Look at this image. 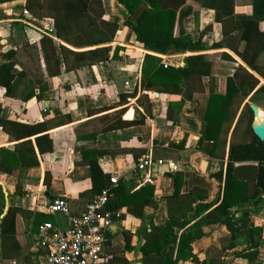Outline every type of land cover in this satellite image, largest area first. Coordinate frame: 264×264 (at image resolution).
Here are the masks:
<instances>
[{
    "label": "crops",
    "instance_id": "1",
    "mask_svg": "<svg viewBox=\"0 0 264 264\" xmlns=\"http://www.w3.org/2000/svg\"><path fill=\"white\" fill-rule=\"evenodd\" d=\"M50 1L40 2L46 4ZM164 1L167 5L179 2L178 14L182 9H188L185 31L192 36L194 44L203 46L197 53L210 54L214 59L212 76L202 78L203 90L195 92L196 102L186 100L176 122L168 117V113L176 116V110L170 109L169 105L180 102L183 95L142 87V68L149 50L126 25L130 14L118 0H91L89 11L96 18L95 28L99 27L102 32L106 27L112 36L108 43L93 44H75L56 35L57 28L64 26L66 7L70 4L81 6V2L53 0L55 15L43 13L40 16L27 9V0H0V66L9 61L3 53L12 51L16 64L14 74L24 73L16 96H8L0 85L1 117L27 125L51 120L47 123V133L55 147L52 151L40 153L35 136H32L40 163L21 168L14 174L0 172V223L3 221V228L12 223L9 210L18 209L16 233L3 237L0 264H43L45 251L38 242L40 225L49 222L61 231L70 228L67 216L47 213L45 207L54 198L65 197L72 214L79 215L84 211L94 198L91 195L93 179L89 159L95 155L103 173L109 179L115 176L119 182L122 180L126 192L134 193L144 186H155L154 203L143 205L129 199L130 206L119 209L122 217L113 223L107 245L115 264H143L142 245L150 236L152 227L164 224L169 217L170 201L166 198L174 194L175 185L167 173H183L182 193L200 187L212 197L215 182L209 181L207 175L227 164L230 146L260 140L251 127L254 119L251 104L264 112V18L259 20V30L252 34L244 27V19L256 20L255 0H234L233 11L222 12L223 21L216 18L213 0ZM104 21L117 25L115 32L112 27L105 26ZM51 28L55 33L50 32ZM179 31L180 26L176 24L174 34L177 36ZM45 36L51 37L56 47V55L50 56L51 66H48L42 50ZM61 45L74 51L105 45L122 48L115 60L67 71ZM193 53L158 55L162 57L163 65L179 68L185 66L186 57ZM225 54L235 60L236 67ZM229 78L234 82L230 90L235 96L228 109L236 115L223 123L220 138L227 140L225 150L219 148L217 155H211L212 142H201L205 125L194 108L196 104L205 108L209 97L214 95V100L219 101L218 107L224 110L223 97L228 93ZM120 120L135 121L136 124L104 130ZM94 133H97L95 139L92 137ZM16 135L0 126V148L12 149L23 141ZM181 144L185 147L178 148ZM97 150L105 152L98 154ZM146 153L163 161L157 167L152 184L143 183L141 177L130 174L133 165ZM256 164L246 161L235 165ZM243 170L239 171L240 176L248 174ZM251 182L253 193L256 185ZM251 201L241 203L242 208L235 207V216L237 219L246 218L258 227L259 231L253 235L260 242L255 260L264 264V201L258 204ZM245 210L248 214L244 213ZM177 212L181 213V210ZM200 229L203 234L192 243V253L188 252L176 264H195L193 254L205 260L231 242L230 229L218 221L217 216L203 221ZM244 239L246 237L235 239L234 247L219 252L221 264H251L247 258L238 256L240 252L250 251L248 247L243 250L247 245L242 242Z\"/></svg>",
    "mask_w": 264,
    "mask_h": 264
},
{
    "label": "trees",
    "instance_id": "2",
    "mask_svg": "<svg viewBox=\"0 0 264 264\" xmlns=\"http://www.w3.org/2000/svg\"><path fill=\"white\" fill-rule=\"evenodd\" d=\"M40 1L27 0V9L35 14H40V16L43 13L54 16L53 0L46 4ZM74 1L81 2L82 5L76 7L70 4L66 7L65 24L63 23V27L57 28L56 35L67 42L75 44L110 42L112 36H109L106 27L102 29V32L99 27L95 28L97 25L96 18L89 11L91 0H71V2ZM118 1L127 8L130 14L126 25L134 30L138 41L143 43L145 48L149 50L145 55L142 68V87L158 92H177L183 95L180 102H172L169 105L170 109L176 110V116L172 117L168 113V117L176 122L184 102L186 100L196 102L194 94L203 90L202 78L204 76H212L214 59L210 54L197 53V51L202 50L203 46L199 43L194 44L192 36L185 31L184 22L188 9L184 8L178 14L179 2L175 5H167L164 0ZM212 6L216 9L217 20L223 21L225 17L222 16V12L226 10L233 11L234 0H213ZM254 13L257 16L255 21L244 19L245 31L249 29L250 34L254 30H259V20L264 18V0L254 1ZM104 23L105 26L112 27L113 32H115L117 25L105 21ZM176 24L180 26L177 36L174 34ZM57 25L60 26L58 22ZM101 33L102 37H100ZM96 35L97 38H95ZM61 48L67 71H72L115 60L119 58L122 47L105 45L83 51H74L64 45H61ZM42 50L48 66H51L50 56L56 55V47L51 37H43ZM187 51L194 53L187 56L185 66L179 68L163 65L162 57L158 55L185 53ZM225 55L231 60L233 67H236L237 63L235 60L230 55ZM3 56L8 58L9 61L0 66V85L6 89L8 96H16L17 87L22 82L24 73L14 74L13 72L16 66L14 52L8 51L3 53ZM241 56L244 57V54L241 53ZM233 84V80L229 78L228 93L223 97L225 100L224 110L221 106L220 108L218 107L219 101L214 100L216 98L214 95L209 97L205 108L199 107L198 104L194 108L195 114L205 125L201 142H212L211 155H217V150L219 148L225 150L227 145V140L222 141L220 134L223 132V123L234 119L236 115V113L228 109L235 96L230 90ZM69 119L70 117L68 116ZM47 123H51V120L45 119L32 125L22 124L17 121L3 119L0 113V126L7 129L8 132L17 134L16 136L19 140H23L12 149L0 148V172L14 174L21 168L36 166L40 163L34 148V141L31 139L32 136H35L40 153L52 151L55 148L52 139L47 133L49 130ZM127 124H136V122L120 120L117 124L105 127L104 130H112L117 128L116 126L124 127ZM78 137H82V135H78ZM92 137L95 139L97 133H94ZM46 143L49 144L48 147L44 146ZM184 147L185 144L178 145V148ZM104 152V150H97L98 154ZM246 161H254L258 164L235 165ZM89 165L93 179L91 195L95 196L110 182V179L100 168L96 155L89 159ZM243 169L248 172L246 176H240L239 174V171L244 172ZM167 174L174 179L175 185L174 194L166 198L170 201L169 217L164 224L152 227L150 236L146 238L142 245L143 264H176L188 252L192 253V243L203 234L200 229L202 222L208 221L213 216H217L218 221L226 224L232 233L230 236L231 242L223 247L221 251L234 247L235 239L246 237L242 241L247 244L243 250L248 247L250 251L240 252L238 256L247 258L251 264L253 262L261 264L260 261L255 260L260 242L255 240L253 236L255 232L259 231L258 227L250 224L246 218L237 219L234 208L237 206L242 208L244 205L242 206L241 203L245 204L249 200H252L255 204L263 203L264 201V141L256 140L250 143L232 144L230 146L227 164L221 170L207 175L209 181L215 182V192L212 197H209L207 192L200 187H195L188 193H182L183 173L177 171ZM251 181H254L256 185L253 193L251 192V183H253ZM123 185V181L120 180L119 184L114 186V196L107 205L108 209L118 211L124 205L130 206L129 199L134 200L135 203L140 201L143 205L154 203V185L144 186L134 193L126 192ZM85 194L89 193H84L83 195ZM179 210H181V213L177 212ZM9 212L12 223L7 228H3V221L0 223V251L3 248V237L16 233L15 220L18 209H10ZM244 213L248 214V210H245ZM193 220L197 221L192 223ZM219 252L207 257L205 260H200L194 254L192 257L195 264H221L219 261L221 253ZM2 260L3 251L0 253L1 263ZM113 262L115 263L114 257Z\"/></svg>",
    "mask_w": 264,
    "mask_h": 264
},
{
    "label": "built area",
    "instance_id": "3",
    "mask_svg": "<svg viewBox=\"0 0 264 264\" xmlns=\"http://www.w3.org/2000/svg\"><path fill=\"white\" fill-rule=\"evenodd\" d=\"M50 32L55 33V29L51 28ZM162 164L163 161L156 160L152 153H146L133 165L130 174L141 177L143 183L152 184L157 167ZM117 183L119 178L111 177L79 215L71 213L69 200L65 197H56L46 205L47 213L67 216L70 228L61 231L49 222L40 225L38 242L45 251L43 264H115L107 245L111 227L122 217V212L108 209L107 205L114 196Z\"/></svg>",
    "mask_w": 264,
    "mask_h": 264
},
{
    "label": "water",
    "instance_id": "4",
    "mask_svg": "<svg viewBox=\"0 0 264 264\" xmlns=\"http://www.w3.org/2000/svg\"><path fill=\"white\" fill-rule=\"evenodd\" d=\"M251 109L254 113V119L251 124L253 132L260 140L264 141V112L260 111L255 104H251Z\"/></svg>",
    "mask_w": 264,
    "mask_h": 264
}]
</instances>
